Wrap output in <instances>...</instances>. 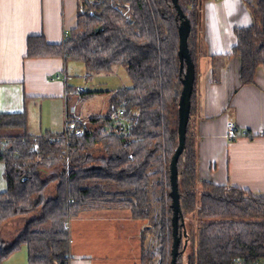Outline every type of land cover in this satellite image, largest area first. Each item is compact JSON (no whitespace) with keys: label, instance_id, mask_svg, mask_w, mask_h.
Wrapping results in <instances>:
<instances>
[{"label":"trees","instance_id":"obj_1","mask_svg":"<svg viewBox=\"0 0 264 264\" xmlns=\"http://www.w3.org/2000/svg\"><path fill=\"white\" fill-rule=\"evenodd\" d=\"M120 1L129 3L126 9L132 22L113 6ZM178 3L190 22L187 43L196 66L198 0ZM92 8V15L78 13L64 43L45 45L40 37H28L27 54L79 60L89 74L124 65L132 84L111 90L107 112L91 116L81 135L74 129L83 121L70 116L74 128L31 134L26 131L25 112L0 114L1 128L23 130L17 135L0 134L6 182L0 191V230L9 221L24 220L11 241L3 239L0 231V264L22 245L27 247L28 264H70L69 219L102 208H124L131 218L145 221L140 231L142 264L147 259L142 247L148 232L155 236L157 264L170 262L169 162L178 144L177 109L184 72L177 53L180 18L172 0H101ZM250 12L248 25L233 28L236 43L231 53L241 61V84L254 82L256 67H264V0H253ZM194 101L193 83L190 113ZM119 108L122 113L112 116ZM189 121L177 159L186 235L175 264H230L233 256L248 260L264 256V192L199 181L196 138ZM244 136L252 134L247 130ZM126 137L135 139L124 143ZM151 179L161 190L160 210L154 216Z\"/></svg>","mask_w":264,"mask_h":264},{"label":"crops","instance_id":"obj_2","mask_svg":"<svg viewBox=\"0 0 264 264\" xmlns=\"http://www.w3.org/2000/svg\"><path fill=\"white\" fill-rule=\"evenodd\" d=\"M252 1L198 0L195 101L189 124L195 132L199 181L228 183L256 194L264 192V67H256L254 82L241 84V61L231 53L236 43L233 28L251 22ZM78 3L79 0H0V114L25 112L26 131L31 134L60 133L68 116L80 119L67 110L68 90L75 89L76 84L80 98L94 95L82 94L86 90H109L92 88L101 85L95 80L97 73H87L79 60L27 54L30 36L40 37L45 45L59 44L62 30L77 23ZM62 69L65 81L52 79ZM228 121L250 131L252 136L228 141ZM2 129L8 128L0 127V134H4ZM5 188L0 162V191ZM107 211L86 210L69 219L72 264H142L140 231L145 221L141 220L142 224L131 233L128 229L139 219L131 218L129 213ZM79 219L94 223V227L99 225V230L84 233L76 246L79 232L75 225ZM104 221L111 228H101L100 222ZM136 246L138 259L130 256Z\"/></svg>","mask_w":264,"mask_h":264},{"label":"rangeland","instance_id":"obj_3","mask_svg":"<svg viewBox=\"0 0 264 264\" xmlns=\"http://www.w3.org/2000/svg\"><path fill=\"white\" fill-rule=\"evenodd\" d=\"M120 2L124 7L129 6V3L127 2L124 1H120ZM98 74H100V76H97ZM97 75L95 77V80L99 81L101 85L100 87H98V85H95L92 88L103 89L101 87H104V89H109L108 92L100 91L99 93V91H97V93L95 92L91 98L89 97L80 98L81 96L79 95L78 91H76L78 90L79 87L77 84L75 89L69 88L68 90L69 99L67 104V110L69 114L71 116L73 115L79 117L80 119H84V121L89 124H90L89 117L91 115H104L107 112L108 98L111 90L117 89L119 87L131 86L132 84L131 78L128 76L124 65H120V64L115 65L110 71L97 73ZM91 80L92 79H90V81ZM86 83H88L87 80ZM45 120L46 118L43 117L42 121L45 122ZM1 132H3L4 134L17 135V134H21L23 130L21 128H8V129H2ZM154 182L155 179H151V182L149 183V197L153 208V213H152L153 216L156 213H158L160 210V203L157 201V198L161 194L160 186H156ZM104 209L108 210L107 212L110 214L116 213L115 211H120L127 214L129 213L128 210L124 208H112V209H119L115 211L109 208L108 209L104 208ZM79 221L80 222H77V226L75 225V230L79 232V234L76 232V237H75L76 246L80 244V236L83 237L84 233L91 232L93 230H99V225H96V227H94L93 226L95 225L94 223L87 222L82 219H79ZM195 221L196 220H194V222ZM23 222L24 220L22 218H17L5 223L0 230L2 238L7 241H11L12 239H14V237L22 228ZM133 223L134 225L128 229L131 233L135 232L137 226L139 224H142V221L134 220ZM148 224H150V219L148 220ZM83 226H85V229L82 230L83 232L78 230V228L81 227L83 229ZM107 226L111 228L108 222L106 221L100 222L101 228H106ZM72 246L73 243L70 233V251L72 250ZM156 246L157 244H156L155 236L152 235L151 232H148L144 238L143 247H142L147 257L146 264L158 263L159 255L156 252ZM130 256L131 257L134 256L136 259L139 258L137 246L135 247L134 252ZM72 260L73 257H71V253H70V261ZM140 262H142V255H140ZM1 264H28L26 245L20 246L16 251H14L8 257H6Z\"/></svg>","mask_w":264,"mask_h":264},{"label":"water","instance_id":"obj_4","mask_svg":"<svg viewBox=\"0 0 264 264\" xmlns=\"http://www.w3.org/2000/svg\"><path fill=\"white\" fill-rule=\"evenodd\" d=\"M177 9V13L180 18L178 25V59L180 70L184 69L183 74L180 77L182 84L179 98H178V122H177V135L178 144L171 156L169 162V182L171 197L170 207L172 209L171 215V227H172V245H171V258L169 264H175L176 257L179 252V243L183 236L186 235V228L184 226V216L180 207L178 181H177V159L182 152L185 144L186 127L189 121L190 107H191V93L193 89V83L195 79V64L190 56L187 37L190 31V22L188 17L180 7L178 0H172ZM179 225L182 226V231L179 232ZM187 239H184L183 248H185Z\"/></svg>","mask_w":264,"mask_h":264},{"label":"built area","instance_id":"obj_5","mask_svg":"<svg viewBox=\"0 0 264 264\" xmlns=\"http://www.w3.org/2000/svg\"><path fill=\"white\" fill-rule=\"evenodd\" d=\"M101 0H79V3H78V8H77V11L78 13L80 14H86V15H92L94 13V10L92 8V5L100 2ZM113 6L120 12H122L124 18L128 21V22H132L133 19L131 18L130 16V13L127 11V7H124L122 5L121 2H116L115 4H113ZM69 34H70V29H63L62 30V35H61V43H64L68 37H69ZM65 75H64V70L62 69L61 73H57L55 74L52 79H60V80H63L65 81ZM122 113V109H117V110H114L112 112V116H118ZM86 126V122H82V126L80 127H77L75 128V133L77 135H81L83 133V127ZM74 128V123L71 120L67 119L65 120V129L66 128ZM226 138L228 141H233L235 140L237 137H239V135H246L247 133V130L246 129H241L239 127H237V125H235V123H233L232 121H228L226 123ZM135 138L134 137H126L124 139V143H128L129 141H132L134 140ZM36 145H34L35 147ZM128 157H132V154L129 153L128 154ZM70 264L71 261H70ZM230 264H264V256L262 257H258V258H253L251 260H248L246 259L245 257H242V256H233L231 258V262Z\"/></svg>","mask_w":264,"mask_h":264}]
</instances>
